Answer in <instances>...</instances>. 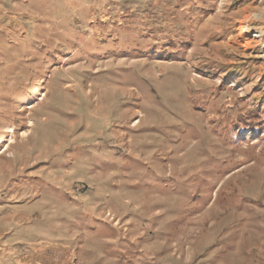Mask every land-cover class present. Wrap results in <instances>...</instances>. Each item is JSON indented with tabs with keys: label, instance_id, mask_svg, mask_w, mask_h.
<instances>
[{
	"label": "rangeland",
	"instance_id": "374dc122",
	"mask_svg": "<svg viewBox=\"0 0 264 264\" xmlns=\"http://www.w3.org/2000/svg\"><path fill=\"white\" fill-rule=\"evenodd\" d=\"M0 264H264V0H0Z\"/></svg>",
	"mask_w": 264,
	"mask_h": 264
},
{
	"label": "bare ground",
	"instance_id": "6f19581e",
	"mask_svg": "<svg viewBox=\"0 0 264 264\" xmlns=\"http://www.w3.org/2000/svg\"><path fill=\"white\" fill-rule=\"evenodd\" d=\"M252 18H245L244 21L240 23V26L238 27V38L240 40H244V45L243 47L249 46L250 42L253 41L256 45L259 46L260 43V38H262L263 35V30L258 29L256 31V34H252L250 37L255 38V39H249V35L251 34L250 31L252 30V24L254 21L251 20ZM102 65V64H101ZM98 72V71H97ZM95 74V73H94ZM92 75V74H91ZM24 162V161H23Z\"/></svg>",
	"mask_w": 264,
	"mask_h": 264
}]
</instances>
